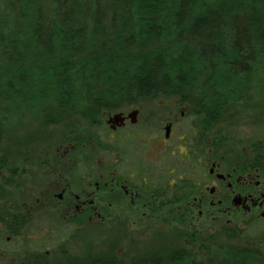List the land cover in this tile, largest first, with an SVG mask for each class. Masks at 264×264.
I'll return each mask as SVG.
<instances>
[{"label": "trees", "instance_id": "trees-1", "mask_svg": "<svg viewBox=\"0 0 264 264\" xmlns=\"http://www.w3.org/2000/svg\"><path fill=\"white\" fill-rule=\"evenodd\" d=\"M263 88L264 0H0V172L10 160L26 162L25 154L11 157L1 145L14 122L46 103L68 119H80L63 139L78 140L74 153L84 163L89 158L83 143L105 150L107 126L99 111L172 99L176 108L190 110L179 119L196 130L198 122L211 127L231 112L252 109ZM113 146L129 151L127 144ZM10 171L9 179L0 174L2 184H13L17 172ZM159 174L162 209L168 204L162 205L168 200L162 186L169 179L166 169ZM0 200V227L15 236L3 242L6 254L48 264L40 259L47 243L77 235L76 226L68 225L32 240L24 231L28 221L16 220L7 200ZM240 234L255 236L251 229ZM186 253L157 252L130 264H264L261 251L227 242L220 251ZM77 264L121 263L106 258Z\"/></svg>", "mask_w": 264, "mask_h": 264}, {"label": "flooded vegetation", "instance_id": "flooded-vegetation-1", "mask_svg": "<svg viewBox=\"0 0 264 264\" xmlns=\"http://www.w3.org/2000/svg\"><path fill=\"white\" fill-rule=\"evenodd\" d=\"M173 108L164 119V131L155 122L140 125L136 118L134 123L126 110L109 114L103 123L107 126L105 150H98L108 156L101 173L94 165V146L83 143L81 148L87 151L89 161L80 163L78 153H74L78 140L73 144L61 139L57 153L50 152L45 163L48 170L59 162L65 161L66 165L61 192L53 198L74 207L73 219L83 216L89 221L99 214L103 203L108 208H132L129 212L133 221L166 210L167 222L171 229L175 227L173 233L180 225L188 229L183 239H173L174 248L179 247L171 251L174 254L184 250L189 257L193 252L202 255L204 251H220L224 242L241 241L264 253V141L237 136L227 129L231 127L227 121L211 127L202 123L199 126L198 122L195 130L189 121L179 119L190 115V110ZM116 115L121 118L115 120ZM178 125L181 132L177 131ZM77 139L88 140L79 135ZM117 142L123 148L127 144L129 151L116 152L113 144ZM85 163L92 167H81ZM144 165L148 167L146 171ZM165 169L169 183L162 190L168 200L162 205L168 204L161 209L163 198L158 193L157 177ZM7 204L12 208L8 214L27 221L28 216L19 206L17 210L10 200ZM64 225L75 224L71 220ZM249 229L255 238H241L240 232ZM0 230V256L10 257L1 250L3 242L11 243L15 236L8 234L5 226Z\"/></svg>", "mask_w": 264, "mask_h": 264}, {"label": "rangeland", "instance_id": "rangeland-1", "mask_svg": "<svg viewBox=\"0 0 264 264\" xmlns=\"http://www.w3.org/2000/svg\"><path fill=\"white\" fill-rule=\"evenodd\" d=\"M256 96L252 109L235 111L227 115L226 121L231 126L227 129L246 139L251 136L255 141H264V88ZM173 101L166 98L145 100L122 110H126L124 112L127 114L137 111L136 118L140 125L155 122L163 127L164 131L166 127L164 119L169 117L171 110H174ZM41 107L31 114L28 112V116L21 122H14L4 138L5 144L1 145L7 148L11 157H19L17 153H22L20 155L25 154L23 158L28 159L26 162L20 159L18 163L10 160L9 168L0 172L7 179L11 176L10 169L17 172V177L10 180L13 184H2L3 177L0 175V186L3 188L0 190V199L10 200L16 209L19 206V210L28 216L24 231L32 240L54 235L71 220L77 226L75 228L79 232L69 241L61 243L49 241L47 243L49 250L42 253L40 259L48 264H77L97 259L116 258L121 264H130L133 259L140 256L157 252L171 253L179 248L178 246L174 248L173 239H183L188 229L180 225L177 232L173 233L175 227L171 229L172 225L167 222L168 211L166 210L160 214L157 213L154 217L133 221V217L131 220L132 211L129 212L132 208L128 206L108 208L103 203V206L99 208V214H96L91 221L83 216L72 218L74 207L67 206L65 203L61 204L53 198L55 194L61 192L63 181L67 176L64 171L65 161L55 164L49 170L45 167V163L49 159L47 157L50 152L57 153L56 146L59 141L67 134V131H73L72 126L78 125L80 119H68V114L53 111L54 108L49 103ZM118 112L119 110L105 113L99 111L98 117L106 124L109 114ZM107 158L105 153L95 152L94 165L99 173L102 172L101 168L106 164ZM106 203L108 204L107 201ZM224 244L226 245V242ZM231 245L250 246L246 241ZM24 256L27 257V255L0 256V264H24L25 262L29 264L28 260L23 259Z\"/></svg>", "mask_w": 264, "mask_h": 264}, {"label": "water", "instance_id": "water-1", "mask_svg": "<svg viewBox=\"0 0 264 264\" xmlns=\"http://www.w3.org/2000/svg\"><path fill=\"white\" fill-rule=\"evenodd\" d=\"M137 115H138V112H137V111L133 112V113L130 115V118L133 119L134 123H135V121H136V117H137ZM120 118H121V115H116V116L114 117L115 120H119Z\"/></svg>", "mask_w": 264, "mask_h": 264}]
</instances>
